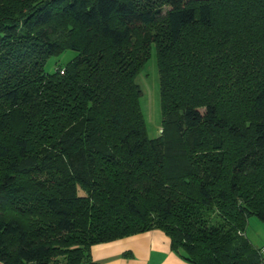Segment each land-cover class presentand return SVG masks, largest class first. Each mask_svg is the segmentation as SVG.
<instances>
[{
    "label": "trees",
    "instance_id": "trees-1",
    "mask_svg": "<svg viewBox=\"0 0 264 264\" xmlns=\"http://www.w3.org/2000/svg\"><path fill=\"white\" fill-rule=\"evenodd\" d=\"M152 48L155 138L135 81ZM251 216L264 0H0V264H93L92 245L152 229L192 264H264Z\"/></svg>",
    "mask_w": 264,
    "mask_h": 264
},
{
    "label": "crops",
    "instance_id": "crops-1",
    "mask_svg": "<svg viewBox=\"0 0 264 264\" xmlns=\"http://www.w3.org/2000/svg\"><path fill=\"white\" fill-rule=\"evenodd\" d=\"M251 217L247 226L250 222L255 225L256 221H251ZM259 229L264 231V228ZM244 234L255 247L264 248V233L263 236L252 235L248 226ZM89 256L93 264H192L179 251L171 249L168 236L159 229L92 245Z\"/></svg>",
    "mask_w": 264,
    "mask_h": 264
},
{
    "label": "rangeland",
    "instance_id": "rangeland-1",
    "mask_svg": "<svg viewBox=\"0 0 264 264\" xmlns=\"http://www.w3.org/2000/svg\"><path fill=\"white\" fill-rule=\"evenodd\" d=\"M75 55L76 52L71 49H66L57 55H52L47 58L44 70L46 72H53L56 66L64 67L71 59L74 58ZM135 81L141 89L139 104L144 117L147 135L150 138L158 137L161 130L162 116L160 107L159 77L154 48L151 49V56L135 77ZM250 220L256 221L255 225L253 222H250V225L248 224L250 233H252V235L255 233L263 236L264 231L259 228H264V222L259 221L254 216H252Z\"/></svg>",
    "mask_w": 264,
    "mask_h": 264
},
{
    "label": "built area",
    "instance_id": "built-area-1",
    "mask_svg": "<svg viewBox=\"0 0 264 264\" xmlns=\"http://www.w3.org/2000/svg\"><path fill=\"white\" fill-rule=\"evenodd\" d=\"M262 253H263V255H264V248L262 249Z\"/></svg>",
    "mask_w": 264,
    "mask_h": 264
}]
</instances>
